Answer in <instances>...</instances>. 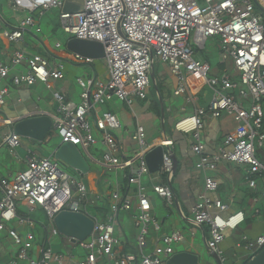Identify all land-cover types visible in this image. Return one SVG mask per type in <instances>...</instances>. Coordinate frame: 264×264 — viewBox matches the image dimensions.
<instances>
[{"label":"built area","instance_id":"2783aa9c","mask_svg":"<svg viewBox=\"0 0 264 264\" xmlns=\"http://www.w3.org/2000/svg\"><path fill=\"white\" fill-rule=\"evenodd\" d=\"M5 1L25 16L19 25L0 34L1 42L27 43L29 36L44 45L39 37L43 34L42 17L57 9L61 11L65 32L72 39L104 45L107 77H100L95 70L94 77H77L82 92L76 103L66 93L55 91L53 81L65 80V63L93 65V60L66 47L62 51L60 42L52 51L45 46V55L27 47L6 54L8 60L0 62V151L6 148L19 159L18 150L25 139L16 134L14 123L4 115L11 87H34L40 83L52 92L58 104L54 124L61 143L72 144L94 160L90 149L99 143L98 134L106 148L99 164L110 171H123L127 180L125 186L114 189L108 183L104 192L95 195L83 179L62 171L53 156L40 157L31 152L25 170L0 179V236L13 223L30 224L39 209L49 219L45 228L48 236L40 245L32 231L21 234L10 227L8 234L18 251L9 264H167L176 254V246L185 243L184 233L174 230L162 237L161 248L155 253L144 252L151 233H160L163 228L155 214V198L168 206L174 200L169 183L174 169V139L166 132L149 139L136 115L131 136L135 148L127 150L120 136L125 131L120 119L102 110L115 100L130 107L136 101H146L156 63L168 66L176 81L174 95L184 98L188 105L206 89L212 92L208 107L196 108L194 115L182 118L174 126L175 132L192 136V151L199 158L197 169L216 171L221 163L243 167L246 184L256 193L260 191L264 199V184L260 189L264 179V0H85L84 10L77 13L63 12L66 0ZM209 41L218 43L220 63L225 67L217 75H211L209 61L196 58L197 51L205 49ZM229 62H233L234 70L229 69ZM208 115L215 119L226 115L241 125L225 137L213 155L206 153L200 141ZM157 147L165 150L159 175L168 183L153 185L149 190L143 186V178L150 174L146 156ZM218 188L213 177H205V190L193 208V223L209 227L208 249L225 264L227 259L221 249L225 231L240 227L245 214L224 217L222 213L228 211V206L208 197ZM106 197L110 203L108 214L90 211L91 207L97 209ZM22 203L26 204L23 215L19 213ZM64 211L83 213L95 221L87 240L72 242L58 231L54 220ZM123 213L132 215L138 233L134 252H116L119 216ZM53 239H60L65 251H56ZM237 247L249 253L252 260L264 250V234L254 240L243 237Z\"/></svg>","mask_w":264,"mask_h":264},{"label":"crops","instance_id":"0c3cea01","mask_svg":"<svg viewBox=\"0 0 264 264\" xmlns=\"http://www.w3.org/2000/svg\"><path fill=\"white\" fill-rule=\"evenodd\" d=\"M25 16V15H24ZM27 42V41H26ZM2 44V45H1ZM29 48L31 50V46L29 43L20 42L18 44H10L7 41H3L0 43V56H3L4 60L0 62L4 63L8 60V56L6 54L12 52L18 48ZM35 52V51H34ZM39 53V52H37ZM204 59V58H202ZM207 60V59H204ZM209 61V60H207ZM210 63V62H209ZM74 67H79L80 64L75 63L72 64ZM162 65L161 63H156L152 73H154V82L156 83V66ZM94 70L98 73L96 67L92 65ZM212 66V65H211ZM222 64L219 63L217 65V69L215 74H219V72L223 69L221 67ZM103 69L107 70L106 65H103ZM77 73L76 69H72L70 71L66 70L65 82L62 85L59 84L60 89L55 91H62L67 94L69 100H73L74 98V86L69 85L66 82L68 74ZM168 73L171 79L174 78L171 76V73L168 68ZM212 74H214L212 68ZM98 75H100L98 73ZM90 77V76H86ZM107 74L102 78H106ZM69 81V80H67ZM173 96L177 101L178 113L179 115L174 118V125L186 116H191L195 114V109L200 107H208L212 99H202L201 95H199L196 100L192 103V105H188L184 98L176 97L174 95L176 81L173 83ZM158 89V97L157 100L154 101V119L160 122V126L156 127L157 129H153L146 124L144 120H141L139 114L135 111L134 106L130 107L129 105L122 103L120 101H114L109 104L107 107H104L103 111H110L118 116L121 123L124 126L125 131L121 132V137L125 140V145L127 150H132L135 148V144L131 140L132 133L136 126V115L139 117V121L142 125H144L148 131L149 139H156L160 137V134L163 132H167L165 125L167 123V115L174 114L175 108L172 107L173 100L170 96L165 97L158 88V82L155 84ZM58 86V85H57ZM50 92V91H49ZM36 94V95H35ZM53 95V94H52ZM46 89L44 85L38 83L34 87H11V96L8 105L4 108V115L7 119H9L12 123H16L25 118H30L36 115H47L50 116L55 121L56 112L51 111L49 108H53L52 101H48ZM50 96V95H49ZM151 96V91L150 95ZM148 97V99H149ZM147 99V100H148ZM54 100V97H53ZM146 100V101H147ZM55 101V100H54ZM146 101H139L138 104L146 103ZM75 102V101H74ZM56 103V108L58 109V104ZM170 103V104H168ZM40 104L45 106H40ZM162 104L165 109V115L162 116ZM169 105V107H168ZM187 106L193 107L192 111H188ZM129 107L132 110L131 120L127 119L124 115L123 108ZM186 108V111L183 112L182 109ZM23 109V110H22ZM157 109L160 110V114ZM21 110L24 113H21ZM148 113L145 114V117ZM232 122L234 125L229 126ZM55 123V122H54ZM241 125L237 124L230 118H225L222 116L221 118L215 119L211 115H208L204 119V128L200 131V141L204 145L206 153L215 154L218 152L220 147L223 144L225 137L237 129H239ZM174 136L172 137L175 142L173 153L176 155L178 160L177 171L171 177V186L174 191V200L171 206H168L164 203L163 200L156 197L155 198V214L163 225L162 231L160 233L152 232L148 238V245L145 248V254H153L159 248H161L160 240L164 235H168L172 233L174 230H181L185 237L186 241L183 244L176 246V253L188 252L191 254L198 255L200 257L199 264H218L217 261L212 256V252L208 249L207 243L210 239L209 227L201 226L198 227L193 223V208L196 205L198 195L205 190V177L210 176L213 177L219 184V188L216 192L209 193L208 197L212 201H220L223 204L228 206V211L222 213L224 217H227L233 213L243 212L245 214V222L235 230H226L225 231V241L221 245V249L224 253V256L227 259L229 264H247L251 261V256L247 253L243 248L239 249L237 245L242 242L243 237H248L251 240L256 239L257 237L264 234V199L260 197L259 192H254L252 189L248 187L246 184V170L243 167H239L234 164L229 163H221L218 166L216 171H208L203 172L197 169V164L199 161L198 156L192 151L193 139L190 135H184L181 133H177L174 130ZM159 134L158 137L154 136ZM38 155L40 157H52L53 154L45 155L40 150L38 143H33L29 139H23V145L18 150L19 159H15L7 149L3 148L0 151V179L8 178L10 176H14L19 172H22L27 167L28 159L31 154ZM83 153V152H82ZM84 157L88 161L90 168L95 167L98 169L97 171H92L85 175L81 176L82 179L86 182L91 192L95 195L104 192L108 183L110 184V188L114 189L117 186L123 187L127 184V180L124 177L123 171L116 170H108L103 168L99 164L101 160L92 159L83 153ZM93 155V154H92ZM94 156V155H93ZM54 157V156H53ZM95 158V156H94ZM92 165V166H91ZM112 173L113 175H110ZM168 183V180L157 174H149L143 178V186H146L149 190H151L153 185ZM264 184L263 181L260 182V189ZM135 192L134 189H132ZM184 196V198H182ZM255 199H258L256 201ZM105 201V199H104ZM101 201L100 203H103ZM110 204V203H109ZM26 204L22 203L19 205V213L21 215L25 214ZM39 211H43L39 209ZM44 212V211H43ZM217 212L216 210L214 213ZM45 213V212H44ZM46 214V213H45ZM108 214V213H107ZM34 216V215H33ZM121 216H119L120 229L117 232L116 236L118 239V245L116 248L117 253L123 252H134L137 242V230L134 229V238L131 239L129 234L126 231L125 226L121 221ZM132 220V218H131ZM37 223V220L32 217V222L28 225L21 226L18 223H13L10 227L18 230L21 234H25L27 230H32V226ZM50 224V223H49ZM49 225L43 227L44 234H35L37 236V243L42 244L45 243V240L48 236L47 228ZM8 227V229L10 228ZM7 231L3 232L0 236V264H9L17 255V247L15 246L12 239L9 237ZM193 232L195 234H193ZM53 247L58 248V252L65 251L60 239L52 240ZM14 245L15 248L12 246ZM13 248L12 250H9ZM68 250V249H67ZM240 252L245 255L241 256ZM230 259H233L230 262ZM226 262V263H227ZM225 263V264H226Z\"/></svg>","mask_w":264,"mask_h":264},{"label":"rangeland","instance_id":"374dc122","mask_svg":"<svg viewBox=\"0 0 264 264\" xmlns=\"http://www.w3.org/2000/svg\"><path fill=\"white\" fill-rule=\"evenodd\" d=\"M60 13H61L60 10L54 9V10L48 11L42 17L41 26L43 29V34L39 35V37L43 38L44 45L42 43H40L38 40H35L34 38L27 36V42L32 47L31 50H29V51H31V52L35 51V52H39V53L45 55V53H46L45 46L50 51H52V49L55 48V44L57 42L62 43V45L64 46L62 51L65 50L66 43L70 39H72L73 37L65 32L63 25L61 24V21H60ZM23 18H24L23 13L15 12L13 9H11L7 5L5 0H0V34L4 30H7L10 27H16L17 25H19L20 20ZM0 43H1V40H0ZM219 50H220V48H219V45L216 41H209L207 46L205 47V49L197 51V57L196 58H198L199 60H202V58L207 59V60H209L210 64L212 65L214 74H211V75H217V74H215V72L217 69V65L220 63V57H219L220 51ZM0 60L1 61L4 60L3 56H0ZM72 64H75V63H72V62L65 63L66 70L70 71L72 69L73 70L76 69L77 73L68 74L69 79L67 78V80H69V81L66 80V82H68L69 85L73 84V86H74L73 92L75 95L73 100L76 103H79L82 90L77 85L76 79H77V77H83V76L84 77H86V76L94 77L95 71H94V68L91 64L83 63V64H80L79 67H74ZM93 65L96 67L98 73L100 74V77H103L107 74V70L103 69V65H105L104 60H96V61H94ZM156 68H157L156 69V79H157L156 81L158 82V88L165 97L170 96V98L173 100L172 107H174L176 110L174 114L167 115V123L165 125V128H166L168 134H170L173 137L174 134H176V133H174V128H173L174 118H176V116L179 115V113H178L179 107L177 105L178 103H177L175 97L173 96V85H174L173 83H174L175 79L173 80L170 78L167 65H165V64L157 65ZM229 69L234 70L233 62H229ZM64 82L55 81L54 82L55 90L60 89V88H58L59 84L62 85ZM157 82L155 83L152 80V85L150 88L151 96L146 101V103L138 104L139 101H136L134 104L135 105L134 109L139 114V117H141V120H144L146 122V124H148V126L153 128V129H157L156 127L160 126V122L153 118L156 115V114L154 115L153 104H154V101L157 100V97H158L157 96L158 95V89L155 85V84H157ZM45 89H46V87H45ZM46 93L48 95L47 97L49 98L48 101H52V106H53V108H49V109L53 112H56L57 108H56V103L53 100L52 92H49V90L46 89ZM149 95H150V92H149ZM201 97H202V99H205V98L206 99H212V92L209 89H206L204 91V93L201 95ZM116 101H118V100H115V102ZM168 104H170V103H168ZM40 106H45V105L40 104ZM168 107H169V105H168ZM187 108H188V111L193 110V107H191V106H187ZM22 110H21V113H24ZM179 110H180V108H179ZM123 112H124V115L127 117V119L131 120L132 110L129 107H124ZM146 113H148V115L145 117ZM152 115H153V117H152ZM225 118L228 119L230 117L225 115ZM231 120H233V119H231ZM227 121H229V123H231L229 126L234 125L232 122H230V120H227ZM95 136H96V134H95ZM158 136H159V134H156L154 136V138L158 137ZM96 139L99 140V143L96 146L92 147L90 150H91V153L95 156V159L102 160L103 153L106 151V148L103 146V144L101 142V137H99L98 134L96 136ZM60 143H61V139L59 137H57V131L54 128L51 131V133L48 135L47 139L43 143H38V145L40 147V150L43 153L45 152V155H50V154L54 153L56 147ZM207 154L212 155L210 153H207ZM0 164L2 165L3 163H0ZM58 165L62 171L74 176L75 178H77L79 180L82 179V177L79 176L75 170H73L72 168H70L69 166L64 164L63 162L58 161ZM91 168H92L91 169L92 171L98 172L97 168H95V167L94 168L91 167ZM110 175H113V174L110 173ZM182 198H184V196H182ZM90 211L93 212V211H96V209L91 207ZM93 213L95 214L96 212H93ZM33 218H34V220L35 219L37 220V223L34 224V226H32V230L34 231V233L35 234H39V233L44 234V228L43 227L49 225V219H48L47 215L43 211H39L38 213L34 214ZM131 218H132L131 214L123 213L121 216V221H122L123 225L125 226L126 231L132 235L130 237L133 240V238H134L133 235H135L134 229H136V227H135L133 219L131 220ZM117 236H116V238H117ZM12 247L15 248L14 245ZM13 248H10L9 250H12ZM55 250H58V248H55ZM240 255L243 256L245 254L240 252ZM232 261H233V259H230V262H232ZM226 264H229V263L227 262Z\"/></svg>","mask_w":264,"mask_h":264},{"label":"water","instance_id":"95a60500","mask_svg":"<svg viewBox=\"0 0 264 264\" xmlns=\"http://www.w3.org/2000/svg\"><path fill=\"white\" fill-rule=\"evenodd\" d=\"M85 0H66L63 8L65 13H77L84 10ZM66 49L74 54L80 55L85 59L93 61L104 60L106 51L103 44L94 41H85L77 38L70 39L66 43ZM154 81V73L151 74ZM162 116L165 115V109L162 104ZM55 128L54 120L47 115H36L30 118H25L14 123V130L19 136L31 140L33 143H43L51 131ZM165 150L162 147H157L152 150L147 156L150 174L160 173L163 166V157ZM54 158L61 161L73 170L79 176H85L90 172V165L82 152L72 144L60 143L54 153ZM174 161L173 173L177 171L178 160L173 153ZM171 185V180L169 181ZM54 224L58 231L72 242L85 241L93 233L95 221L83 213H73L64 211L58 214L54 220ZM212 256L218 264H222L219 256L213 253ZM200 257L188 252L176 253L173 255L167 264H199ZM247 264H264V250L260 252Z\"/></svg>","mask_w":264,"mask_h":264},{"label":"trees","instance_id":"16d2710c","mask_svg":"<svg viewBox=\"0 0 264 264\" xmlns=\"http://www.w3.org/2000/svg\"><path fill=\"white\" fill-rule=\"evenodd\" d=\"M223 68H225L224 66H221ZM158 113L160 114V110L157 109ZM109 199L106 197L105 201L103 203H100L96 209V211L93 212H100L102 215H106L107 213H109ZM95 209V208H94Z\"/></svg>","mask_w":264,"mask_h":264}]
</instances>
